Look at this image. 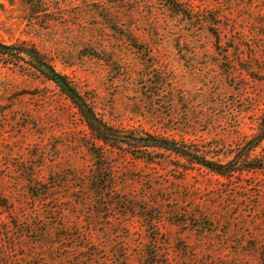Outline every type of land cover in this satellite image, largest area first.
<instances>
[{"label":"rangeland","instance_id":"374dc122","mask_svg":"<svg viewBox=\"0 0 264 264\" xmlns=\"http://www.w3.org/2000/svg\"><path fill=\"white\" fill-rule=\"evenodd\" d=\"M178 1L200 20L157 0H0V44L38 50L108 125L226 162L264 114V0ZM157 70L192 130L183 110L171 123L163 98L143 96ZM86 134L52 83L0 63V264H147L157 248L159 264H263L264 170L227 182L184 175L170 156L149 167L108 153L116 194L95 199ZM147 211L162 217L155 246Z\"/></svg>","mask_w":264,"mask_h":264},{"label":"trees","instance_id":"16d2710c","mask_svg":"<svg viewBox=\"0 0 264 264\" xmlns=\"http://www.w3.org/2000/svg\"><path fill=\"white\" fill-rule=\"evenodd\" d=\"M157 2L174 16L188 20L191 23L195 19L200 20L199 13H195L192 7L186 8L178 0H157ZM194 15L197 17L195 18ZM211 22L209 19L207 24L216 26ZM215 39L218 41L217 36H215ZM3 62H14L19 69L52 83L76 111L87 131L86 138L81 146L86 149L92 163L91 176L87 185L91 198L112 199L116 194L114 167L108 162V153L111 155L125 154L133 161L141 162L149 167L157 165L158 162L165 163L159 156H170L183 165V167L176 168L184 175L197 169L227 182H231L245 173L264 170V156L258 154V150H261L264 144V114L258 123L255 134L244 138L237 149L226 155L229 159L222 162L219 160V155H214L207 149L204 150L195 145H188L185 142H178L159 135L122 131L108 125L99 117L92 102L81 95L69 79L57 72L50 61L33 47L24 44L13 46L0 44V63ZM20 64L23 65L20 66ZM145 81V88H143L145 95L143 96L152 103L158 98H163L164 101L157 106L159 108L166 107L169 114L167 120L171 123H174L175 117L178 116L177 112L183 110V116L186 119L183 125H179V127L189 131L192 130L194 127H192V122L187 117L188 110L185 107L188 102H184L183 99L177 97V90L172 85L169 77L162 70H157L156 75L145 79ZM153 86L156 87L155 91L152 89ZM195 124L193 122V125ZM40 198L41 195H38L37 199ZM120 204H122V200L111 203V206L117 207ZM129 208L128 204L124 206V210L127 212ZM147 212H149V215L141 216L140 220L143 228L153 234L154 237L151 238V241L153 240L155 246L159 244L157 232L160 230L162 217L160 215L157 218L154 211ZM158 251L157 248L156 253L148 256L150 261L147 264H159L157 260L161 256ZM261 256V261L264 264V253Z\"/></svg>","mask_w":264,"mask_h":264}]
</instances>
